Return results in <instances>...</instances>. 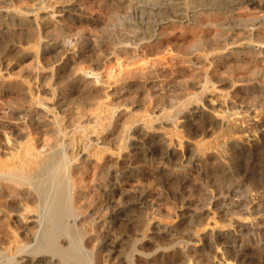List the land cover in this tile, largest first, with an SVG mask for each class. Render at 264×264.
Returning <instances> with one entry per match:
<instances>
[{
  "label": "bare ground",
  "instance_id": "obj_1",
  "mask_svg": "<svg viewBox=\"0 0 264 264\" xmlns=\"http://www.w3.org/2000/svg\"><path fill=\"white\" fill-rule=\"evenodd\" d=\"M81 1L0 0V75L14 80L3 82L0 91L16 94L0 101V264H135L136 256L156 261L163 257L159 252H185L204 238L207 251H217L204 264H222L220 257L248 264L246 246L229 232L213 233L215 224L206 236L186 228L185 239L161 244L174 234L154 222L153 235L141 232L122 249L115 246L117 237L103 234L117 221L138 230L141 215L134 207L145 204L146 192L121 188L135 176L133 162L141 163L138 177L149 174L148 162L158 161L171 165L168 173L152 172L158 182L182 179L185 165L199 170V145H225L218 137L202 140L207 127H219L236 148L241 142L234 134L242 124L264 115V20L229 15L235 7L264 15V0ZM86 6L98 7L103 17L92 47L82 33L89 24ZM207 12L213 27H197ZM172 20L175 38L185 41L175 47L159 39L152 44L157 25ZM72 24H78L75 31ZM68 49L77 57L55 67ZM122 65L137 68L140 85L113 75ZM98 84L106 99L128 93V101L107 104ZM249 103L251 112L245 109ZM198 131L202 137L175 162V147L182 149L185 134ZM105 155L130 163L108 165ZM91 161L97 171L86 180ZM221 179L215 182L223 184ZM240 189L237 184L218 193L202 191L206 205L216 196L231 205L233 198L244 201ZM246 211L250 217L255 209ZM197 214L182 209L177 216L199 228ZM251 233L264 258V224Z\"/></svg>",
  "mask_w": 264,
  "mask_h": 264
},
{
  "label": "rangeland",
  "instance_id": "obj_2",
  "mask_svg": "<svg viewBox=\"0 0 264 264\" xmlns=\"http://www.w3.org/2000/svg\"><path fill=\"white\" fill-rule=\"evenodd\" d=\"M84 1L85 0H82L81 3ZM111 2L114 1L112 0ZM98 10L99 9L96 6H92L91 8L86 6L83 9V16L89 24L88 26H83L84 29L82 27V33L88 38L91 47L94 45V40L99 38L97 34L100 31L101 27L100 21L103 19L100 10ZM123 10L124 9H120V13H122ZM245 11H247V13H245ZM209 14L210 13L207 12L205 16L203 15L200 16L199 19L197 18V27H199L200 25L203 27H213L212 24L209 23L211 22V15L213 14ZM230 14L232 15V17L235 16L236 19L240 18L241 16L245 18H254L256 16L259 17L258 19L261 18L264 20L263 14H256L255 10H247L244 9V7H235L232 12L229 13V15ZM185 24L187 25L186 22ZM77 25L78 24H72L71 27H73L72 29L74 31L76 30L75 28L77 27ZM94 30H98L97 33ZM176 31L177 28L175 20L162 22L155 28V38H152L153 41H150H152V44L158 39L162 40L163 42L168 41L171 45H173V47H175V44H177L179 41H185L175 38ZM181 42H179L178 44H181ZM77 55L78 52L73 53L71 49H68L66 50L63 59L57 61L54 66L58 67L63 63V61H72L77 57ZM169 56L170 55L167 54L166 58H169ZM112 60L115 59L112 57ZM160 62L164 63L166 61L161 60ZM112 72L114 76L124 77L125 81H129L130 83L136 82L137 85H140L141 81H143L141 80L142 78L137 75L138 71L135 66L122 65L119 68H113ZM31 73L32 77H35V71H32ZM8 80L14 81L13 79L4 78L2 75H0V88L3 82ZM23 88L24 89L21 92H25L26 94V87L23 86ZM95 88H97L98 92H100L102 95L100 100H105L107 104L120 105L125 101H128V93L122 94L121 96L112 94L109 99H106L103 92L104 88L102 86H99V84ZM110 93H112V91L109 92V94ZM15 96V93L11 94L10 89L0 91V101L10 100V98H14ZM139 100H141L140 97ZM139 100L138 98H136L137 103L139 102ZM246 105L250 107V103ZM248 106H245V109L247 108L248 111L250 109L251 112V107L249 108ZM119 108L121 109L122 105ZM255 118L256 119H250V121L243 123L242 131L234 134L235 137H238V140L241 142L236 148L231 147V145L227 144V136H220L222 132L219 131V127H207L204 131V135H202V140L207 141L211 140V138L213 139L218 137V139H221L223 143L225 142V145H223L222 147L221 145H218L216 143H212L211 145H199L198 149L200 157L196 161V164H198L197 168L199 170H195L191 166L185 165L183 171H181L179 174V177H183L182 179L176 177L175 179H169L167 177L168 180L166 178L161 183L158 182L159 179L154 175H151L152 172L155 169L162 168V170L168 173V171H170L171 169L170 163L162 165L158 161L148 162L145 165V171L149 174L138 177V167L141 165V163L133 162L131 164L133 169L131 170H133L135 176L133 179L129 180V182L124 183L121 188L123 191L125 190L127 192H136L139 190H145L146 192L145 204H143L142 207H134V212L141 215V221L137 230L139 233L136 235L137 231L134 233V231L129 229V226L127 227V223L125 224V222L123 221H117L112 226V231L109 233H104L103 235L107 236L108 234L110 238H114V236L117 237L115 246L117 249H122L124 246H126V244H131L134 240H136V237H138L141 232H144L146 235H153L154 228L152 227V224L154 222H161L163 225H167L166 228H168V230L172 231L174 234V236L172 235L171 237L166 236L164 240L160 242L161 244H165L169 240L174 241V239L177 240L179 238L185 239V231L187 229H189L190 231H192V229L193 231L196 230L199 236H206V231L210 233L209 228L213 224H215L216 226H219L220 229H218L219 227L214 226L215 230L213 231V233L229 232L231 234V237L236 239L237 244L246 246L245 251H247V253L251 255L250 262L248 264H264V258H262V252L260 251L261 249H258L256 246H254V244H252L249 240L252 237L250 236L252 234L251 232L260 229L264 224V138L262 139V137H264V127L262 126L264 115L259 114ZM200 133L201 131H198V133H195L194 135L191 134L190 136L185 134V136L183 137L184 146L182 147V149H179L178 146L175 147V162L181 161L184 158V155L188 154L187 149L192 146L191 143L195 140H199L200 137H202ZM255 136H257V138ZM252 139H255L257 141H253ZM255 142H257L258 144L253 146ZM251 153H253V155ZM104 158L107 160L108 165L130 163V161L121 160L123 157H121V159H117L115 157H106L105 155ZM231 159H235L236 164L232 163ZM184 164H187V162L184 161L183 165ZM96 166V162H89L86 180H90L92 178V173L97 171ZM218 176L223 179H221L223 184H218L217 181L215 182L216 179H220L218 178ZM237 184L241 185L240 190L244 193V197L241 194L243 199L245 198L244 201L241 198L238 199L237 197L233 198L234 204L232 203L231 205H227V202L223 203L222 201H220L222 199L220 196H216L215 199L213 198L210 200L211 203L209 205H206L207 201L204 199L205 195L202 191L203 187H208L209 189L213 190L212 192L215 191V193H218L228 185L233 186ZM220 187L221 189H219ZM184 202H187V204L181 207V204ZM203 204L206 206L204 207V209L206 210H201L198 208L199 206H203ZM247 206L251 207V210L255 209V211L252 212V216L250 217H248L247 215ZM182 209H189L198 212L195 217L196 220L198 218L197 221L199 225H197V227L199 228H196V225L188 224L184 218H180L181 216H177L182 212ZM206 241L207 240L204 238L202 239V241L197 242L195 244L196 248H192L194 247L192 243L188 244L189 248L188 250L186 249L185 252L180 250V248L178 247H176L173 251L167 250L164 253L159 252V254H163V257H161V259L159 258V260L156 259V261H146L142 257L136 256V258H134L135 264H204V262H206V258L209 257V255L217 253V251H214L215 249L207 251L208 249L205 246ZM93 243L94 240L89 241V248L87 247L88 250L92 249L91 246ZM186 253H189L190 255L194 253L195 255L193 254L194 256L189 258L190 256L188 257ZM231 254L232 252L229 251L226 255ZM155 258H158V255ZM188 259L191 260L189 261ZM220 262L222 264H229L227 257H220L219 263ZM215 264H218V262Z\"/></svg>",
  "mask_w": 264,
  "mask_h": 264
}]
</instances>
